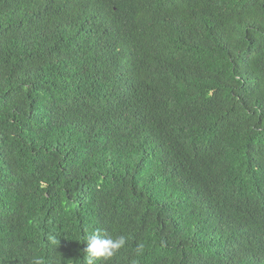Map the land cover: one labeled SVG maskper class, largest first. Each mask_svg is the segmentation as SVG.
<instances>
[{
	"label": "trees",
	"instance_id": "1",
	"mask_svg": "<svg viewBox=\"0 0 264 264\" xmlns=\"http://www.w3.org/2000/svg\"><path fill=\"white\" fill-rule=\"evenodd\" d=\"M95 229L96 264H264V0H0V264Z\"/></svg>",
	"mask_w": 264,
	"mask_h": 264
},
{
	"label": "clouds",
	"instance_id": "2",
	"mask_svg": "<svg viewBox=\"0 0 264 264\" xmlns=\"http://www.w3.org/2000/svg\"><path fill=\"white\" fill-rule=\"evenodd\" d=\"M82 239L86 242L82 264H96L97 261H108L127 243L126 236L112 237L101 229L87 232ZM49 240L54 245L60 243L56 236H49ZM141 251L142 246H138L137 252ZM33 264H41V261L36 258L33 260Z\"/></svg>",
	"mask_w": 264,
	"mask_h": 264
}]
</instances>
